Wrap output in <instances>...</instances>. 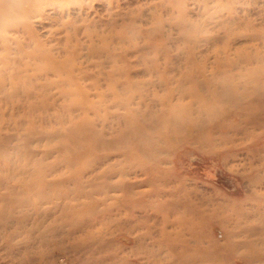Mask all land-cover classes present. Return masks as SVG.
I'll return each mask as SVG.
<instances>
[{"label":"rangeland","instance_id":"374dc122","mask_svg":"<svg viewBox=\"0 0 264 264\" xmlns=\"http://www.w3.org/2000/svg\"><path fill=\"white\" fill-rule=\"evenodd\" d=\"M61 2L0 3V264H253L264 250L246 230L264 222V0ZM205 99L228 109L217 125L159 133L174 110L197 118ZM135 128L148 154L177 161L193 143L226 145L245 174L196 161L169 170L175 161L149 164L131 143H96ZM189 179L215 194L191 196Z\"/></svg>","mask_w":264,"mask_h":264},{"label":"bare ground","instance_id":"6f19581e","mask_svg":"<svg viewBox=\"0 0 264 264\" xmlns=\"http://www.w3.org/2000/svg\"><path fill=\"white\" fill-rule=\"evenodd\" d=\"M255 89H256V91H258L260 88L257 87ZM240 99H241V97H239V98L233 97V100H234L235 103H238L237 101L240 100ZM204 104H205V106H202L203 105V103H202V105L200 107L196 108V110H195L196 111V115L195 116H197V118H194V119L189 118L190 120L187 119L185 115L181 114V111H183V110L186 111V112L189 111L188 107H185V108L182 107L180 109L181 111L174 110L173 112H171L169 114V116L167 117V120H166L167 122H166L165 126L169 127V129H168L169 131L164 132V131L160 130L159 133L161 135L167 137L169 139V141H173L172 140L173 138L170 135H168L171 131L176 130L179 133L180 132H182V133L184 132L186 134L188 133L189 135H192L193 131L196 128H203V125L207 124V120H209V117H210L211 121H213L215 123V120H216L217 116L226 115L227 114V110H228L227 108H225V109L223 108L220 111L218 109V111H216V109L214 107L215 104L209 102L207 99L204 100ZM192 113L194 114V111ZM200 118H202V120ZM253 120H257L258 121V119H253ZM253 122H255V121H253ZM192 123L195 124V126H196L195 129H194V127L191 126ZM81 128H82V126H81ZM77 130H80V129H77ZM95 140H96V143H99V145L101 146L100 148H105V149L111 148L114 145H116V147H119V146H126L127 144L131 143V145L134 146L135 150H137L141 155H143V157H147L148 156V153L146 151V147L144 148L143 144H147L149 146H154L153 142L149 140L147 135H144V133L139 132L138 130H136V128L132 129L130 131L126 130L119 137H117L116 141H113V142H105V143H103V142H101L99 140V136L98 135H96ZM119 174H120V176L125 177V176L129 175V171H122ZM113 187L114 188H118V186L117 187L113 186ZM78 188H79L81 193H85V191L82 190V189H85V184L80 182L78 184ZM244 217H245V215H244ZM263 225H264V222L262 221L260 227L259 226H253L251 228L246 227V230H247V232H249V234H253V235H257L258 236L257 239H255L254 241L259 242L260 244H261V242H264V234H263V230L261 229V228H263ZM246 230H244V231H246ZM235 235L236 234L233 232V233H230L228 236L229 237H234ZM243 244L247 245V246L248 245L250 246V242L245 241V240H244ZM253 245L255 246L254 243H253ZM263 257H264V250L263 251H259V250H255L254 249V251H251L250 260H251V262L253 264L258 262V261H260ZM195 258H196V256L194 254H192V255H190L188 257V259L186 258V260L189 263H192V262H196Z\"/></svg>","mask_w":264,"mask_h":264},{"label":"clouds","instance_id":"9594fccd","mask_svg":"<svg viewBox=\"0 0 264 264\" xmlns=\"http://www.w3.org/2000/svg\"><path fill=\"white\" fill-rule=\"evenodd\" d=\"M0 3H3V0H0ZM76 3L77 0H62L59 7H61V10L68 9L73 7ZM5 6L9 7L8 5ZM44 6L51 5L45 4ZM64 25L75 26V21L69 17L68 20L64 21ZM183 134L184 133H180V135ZM226 147V145L213 144L209 148H199L193 143L192 150L184 152L178 161L174 155H164L158 152L149 153L146 160L149 164H158L161 160L175 161L168 165L169 170L177 168L187 170L190 169L192 163L196 161L208 174H212L218 170H224L234 175H244L245 173L241 172L239 166H236L232 157L225 152ZM196 174H200V168L196 169ZM191 175L192 173L187 171L181 173V182H184L185 178ZM187 184L188 188L191 190L190 195L199 200H204L207 196L213 195L216 192V189L211 185H200L199 192H196L193 190L195 186L190 179L187 180ZM233 191H235V187H233Z\"/></svg>","mask_w":264,"mask_h":264}]
</instances>
